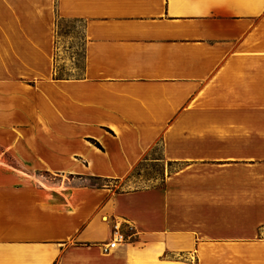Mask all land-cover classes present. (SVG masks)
Returning <instances> with one entry per match:
<instances>
[{
    "label": "crops",
    "instance_id": "obj_1",
    "mask_svg": "<svg viewBox=\"0 0 264 264\" xmlns=\"http://www.w3.org/2000/svg\"><path fill=\"white\" fill-rule=\"evenodd\" d=\"M0 264H264V0H0Z\"/></svg>",
    "mask_w": 264,
    "mask_h": 264
},
{
    "label": "rangeland",
    "instance_id": "obj_2",
    "mask_svg": "<svg viewBox=\"0 0 264 264\" xmlns=\"http://www.w3.org/2000/svg\"><path fill=\"white\" fill-rule=\"evenodd\" d=\"M58 33L56 74L59 76L81 74L84 63L82 24L60 21ZM149 157L160 158L159 147L153 149ZM165 172L166 164L163 161L151 160L142 163L129 178L119 180L92 178L90 182L95 186L108 185L112 191L132 190L161 184ZM123 230L129 231L126 228Z\"/></svg>",
    "mask_w": 264,
    "mask_h": 264
},
{
    "label": "built area",
    "instance_id": "obj_3",
    "mask_svg": "<svg viewBox=\"0 0 264 264\" xmlns=\"http://www.w3.org/2000/svg\"><path fill=\"white\" fill-rule=\"evenodd\" d=\"M128 230L133 231L134 228L130 226L128 227ZM128 238L129 236L124 232L122 225L119 223H116L114 225L110 241L102 244L103 251L105 253H108L110 250L116 248L119 242H122Z\"/></svg>",
    "mask_w": 264,
    "mask_h": 264
}]
</instances>
